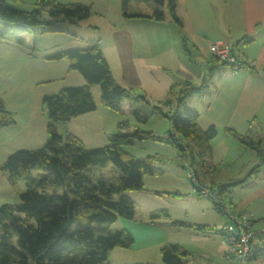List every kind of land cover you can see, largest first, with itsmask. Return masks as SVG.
<instances>
[{"label": "trees", "instance_id": "16d2710c", "mask_svg": "<svg viewBox=\"0 0 264 264\" xmlns=\"http://www.w3.org/2000/svg\"><path fill=\"white\" fill-rule=\"evenodd\" d=\"M18 1L0 0V40L18 46L27 43L26 35L54 32L58 30L57 23H77L93 13L92 4L82 2L34 0L31 10H23L11 5ZM141 1L153 3L150 14H129L125 11L128 0H121L123 16L163 21L166 18L163 5L166 3L168 18L181 24L177 17V0ZM37 27H41V32H35ZM46 59H65L68 70L77 71L85 84L64 87L54 95H43L41 101L47 116L46 143L36 149L15 150L1 164L11 185L23 180L26 188L18 193L17 202L0 204V264H107L114 247L129 248L133 243L129 232L112 228L118 218L137 219L138 206L126 192L144 190L143 175H161L153 166L159 157L150 155L138 159L125 153L121 146L131 144L133 140H166L176 148L178 155L184 152V146L190 161L195 158L204 164L210 151L209 141L216 136L217 129L212 124L201 128L198 112L193 109L168 112L163 106L151 105L132 87L120 85L97 40L89 41L82 48L58 51ZM244 64L247 66L246 60ZM220 65L228 66L219 61L211 64V68ZM92 85L98 86L100 102L106 107L120 110L121 103L127 101L125 111L135 122L146 123L152 115H159L169 121L171 133L162 137L135 128L129 133L118 132L109 144L92 149H86L71 133L61 137L57 132L58 124L95 110L90 90ZM205 86V82L198 87L188 82L179 86L177 106H181L191 94L202 95ZM173 87L169 90L171 94ZM14 121V114L6 109L0 96V129ZM123 125L129 127L128 122L118 123L117 127ZM225 131L255 151L258 163L247 178L254 175L264 162L260 142L230 129ZM182 139H186V144ZM109 163L118 171L115 181L92 178L96 169ZM34 169L38 170L36 176L32 175ZM247 178L217 186L221 197L225 198L234 184H241ZM167 217L168 212L164 209L148 214V220L152 222ZM262 220L264 222V217ZM184 225L199 231L213 229L208 225ZM159 256L161 264H186L189 253L178 244L167 243L160 247Z\"/></svg>", "mask_w": 264, "mask_h": 264}, {"label": "rangeland", "instance_id": "374dc122", "mask_svg": "<svg viewBox=\"0 0 264 264\" xmlns=\"http://www.w3.org/2000/svg\"><path fill=\"white\" fill-rule=\"evenodd\" d=\"M62 1L92 4L93 13L77 23H57L55 26L58 30L54 32L26 35L27 43L24 46L0 40V92L13 89L17 91L16 94L21 93L22 104L31 109L34 119L29 129L11 139L7 137V130L0 129V204L17 202L18 193L26 188L23 180L17 181L14 185L8 181L6 173L1 168L7 155L18 149L40 148L47 141V116L41 101L42 96L54 95L64 87L85 83L77 71L68 70L65 59L49 60L46 56L61 50L82 48L89 41L97 40L117 82L124 87H132L136 94L144 95L151 105L163 106L165 109L169 106L175 108L176 104L178 89L175 87V93L171 94L170 85L183 84L186 80L178 68L183 65L196 71L201 68L195 54L186 56L180 44L175 48L172 42L171 48L167 49L166 46L169 45L167 36L148 27L149 21L146 19L124 18L121 0ZM33 3L34 0H20L11 5L19 9L31 10ZM163 9L168 18L166 3ZM152 10L153 3L150 1L128 0L125 6V11L131 14L148 15ZM43 17H46V14H43ZM41 30V27L35 28V32ZM149 38L150 41L147 40ZM145 40L151 42L147 51L144 47ZM164 48L167 50L163 51ZM157 50L163 51L158 60L142 57L150 52L156 53ZM141 58L145 60L141 61ZM159 65L169 66L160 69ZM222 68L228 70L226 66ZM201 70L205 71L204 64ZM127 73L131 76L128 77ZM90 90L96 102V109L74 117L60 124L58 128L62 136L71 133L78 137L86 149L107 145L116 133H129L135 128L149 130L162 137L171 133L170 123L166 118L152 115L146 123H137L125 111L127 101L121 103L120 110L110 109L99 101L97 85H92ZM189 98L185 107L198 109V104L201 102L198 96L192 94ZM121 122H128L129 127L123 125L122 128H118L117 124ZM198 123L205 127L203 118L198 120ZM182 143L186 144V139H182ZM121 149L138 159L150 155L160 158L153 162V166L161 175L143 177L146 189L147 187L155 189L153 185L158 182L156 185L159 187V194H154V190L126 192V195L137 204V214L148 209L166 210L169 217L160 220L168 237L166 244L173 243L183 247L189 253L188 262L193 264H225L216 229L199 231L194 227L178 224L179 222L191 225L206 224L213 227L219 219L212 200L193 190V185L187 176L188 168H191L198 178L199 176L192 166V160L189 163L186 161V159L190 160L187 149L183 146L184 152L178 155L176 148L166 140H133L131 144L121 146ZM37 173L38 170H32L33 176ZM117 176L118 171L109 163L104 168L96 169L92 178L113 182ZM205 185L215 189L208 184ZM117 224V222L113 223L112 228ZM151 250L157 255V249ZM200 257L207 260H202Z\"/></svg>", "mask_w": 264, "mask_h": 264}, {"label": "crops", "instance_id": "0c3cea01", "mask_svg": "<svg viewBox=\"0 0 264 264\" xmlns=\"http://www.w3.org/2000/svg\"><path fill=\"white\" fill-rule=\"evenodd\" d=\"M177 17L181 22L180 25L168 18L163 21L146 17L137 18L146 19L149 21L148 27L167 36L169 43L166 46L167 49L171 48L172 42L175 48L177 44H180L186 56L195 54L199 66L201 68L203 64L205 66V71L201 68L196 71L180 65L181 68H178V71L186 78L183 84L188 82L194 87L200 86L202 82L206 84L202 95L196 94L201 100L198 104L199 108H192L198 112V120L204 119L205 127L198 123L199 126L206 128L212 124L216 127L217 133L209 141L210 151L205 163L200 164L194 158L192 166L200 180L218 189L219 185L247 178L251 169L258 163L255 151L227 134L225 129L247 136L252 141H259L264 154V0H177ZM25 39L27 40V36ZM147 40L150 41V38ZM215 41L228 45L235 54L247 61V66L236 71L227 65L212 69L209 46ZM144 42L147 51L150 49L151 42L146 40ZM99 46L111 70L100 43ZM165 48L163 51L167 50ZM163 51L157 50L155 54L150 52L142 57L147 56L158 60ZM143 60L145 59L141 61ZM159 66L161 69L165 66L168 68L169 65ZM223 66H226L228 70L223 69ZM201 74L203 75L200 76ZM127 76L130 77L131 74L127 73ZM183 84H172L170 87L174 86V89L175 87L178 89ZM16 93L17 91L13 89L0 92L6 109L14 114V123L1 129V131L7 130L9 139L29 129L34 120L31 109L22 104V94ZM191 95L186 97L181 106H177L176 101L175 108L169 106L166 110L168 112L176 110L180 113L183 108H188L185 105ZM64 123L66 122L60 124ZM60 124L57 125V132L63 137L58 131ZM156 184L153 185L155 189L152 187L146 189L143 181L144 190H154V194H159V187ZM225 196L223 201L233 210L253 216L255 228L264 227L262 220L264 217V162L254 175L241 184H234ZM216 210L219 219L213 228L218 231L225 218L218 209ZM151 211L153 209L141 212L135 220L118 218L115 221L118 223L115 228H122L129 232L133 243L129 248L114 247L109 253L107 264H161L158 251L166 244L168 237L162 227L161 219L153 222L148 220V214ZM180 223L182 222L178 224ZM217 233L220 242L219 232ZM257 239L263 248L251 264H264V235H258ZM220 245L223 257L224 248L221 243ZM152 248L157 249V255L151 252ZM186 264L193 263L188 262L187 259Z\"/></svg>", "mask_w": 264, "mask_h": 264}, {"label": "built area", "instance_id": "2783aa9c", "mask_svg": "<svg viewBox=\"0 0 264 264\" xmlns=\"http://www.w3.org/2000/svg\"><path fill=\"white\" fill-rule=\"evenodd\" d=\"M209 47L212 64L223 61L235 71L246 67L244 60L221 41L212 42ZM186 161L190 162L189 159ZM187 176L193 185L194 192L208 196L225 218L218 232L220 243L224 248L223 257L226 264H251L262 251L263 247L257 236L264 235V227L255 228L253 216L233 210L223 201L219 190L207 187L191 168H188Z\"/></svg>", "mask_w": 264, "mask_h": 264}]
</instances>
